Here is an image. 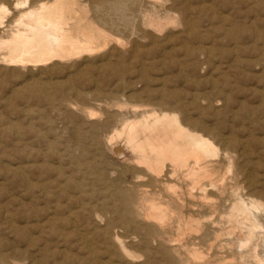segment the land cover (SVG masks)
Here are the masks:
<instances>
[{
  "label": "bare ground",
  "instance_id": "obj_1",
  "mask_svg": "<svg viewBox=\"0 0 264 264\" xmlns=\"http://www.w3.org/2000/svg\"><path fill=\"white\" fill-rule=\"evenodd\" d=\"M166 1L0 0V71L90 67L100 76L87 90L61 91L60 133L72 147L59 142L54 183L40 184L48 204L43 224L52 229L63 213L81 217L72 231L101 237L115 264H264V136L256 132L264 127L256 105L231 92L244 72H264L263 53L242 57L228 27L222 39L231 51L217 52L218 39L197 29L194 14L178 19ZM107 149L118 163L103 158ZM19 251L0 249V264H23Z\"/></svg>",
  "mask_w": 264,
  "mask_h": 264
},
{
  "label": "rangeland",
  "instance_id": "obj_2",
  "mask_svg": "<svg viewBox=\"0 0 264 264\" xmlns=\"http://www.w3.org/2000/svg\"><path fill=\"white\" fill-rule=\"evenodd\" d=\"M201 1L202 0H188V1L187 0H173V1L167 0L166 2H168V7L170 8L171 12L173 13L175 11L174 14L175 13L177 14L176 16L178 19L181 18L182 20L185 16L188 17L189 15L190 17L194 16L192 17L194 18V20L192 19V21L194 24L197 25V29L204 28V30L209 34V37L217 38L218 45H216V48H214V50L216 49L217 52L220 51L221 47L222 49L225 48L226 50L231 51L232 45L228 44V38L227 39L225 38L224 39L225 41L222 39L225 37L223 29L224 27H228L230 28V30L232 29V32L233 34H235L238 44H240L239 46L241 48H239L238 53L242 57L247 58V59L251 58L253 60V59H256L257 54L260 52L261 54L263 53L262 55L264 56V47H262L264 46V40H263L264 39L263 37L264 36V6H263L264 0H203L202 2ZM205 2L206 4H204ZM177 4L178 6H176ZM210 6L213 7L212 8L213 10L211 9ZM220 15H222L223 17ZM226 16L230 17L231 19L227 18ZM224 17H225V20L222 19ZM250 21H252V23L254 21V23L252 24L250 23ZM211 33L213 34V36ZM179 42H180L179 40L173 41L169 44V46L177 47L179 45ZM141 43H144V40ZM152 51L153 52L157 51V48L152 49ZM173 53L176 54V52H173ZM124 60H126V64L129 67V69L134 68L135 63L132 62L129 57L124 58ZM255 70L248 71L247 72L248 74L246 72L241 74L238 77L240 80H238V82L234 84L235 86L231 89L232 90L231 92L234 98L241 99L243 97L244 99H246L251 109L254 108L253 111H254L255 119L257 120V124L259 126L264 127V106H263L264 105V83H258V79H262V78L264 79V72L260 70H256V71ZM67 71L69 73H67ZM77 71L78 69L75 67L71 70H67L64 68L59 69V70L56 69L51 73H48V72L39 73V71L35 72V70H33V71H30L31 74L26 73L27 71H24V72H21L20 73L21 75L19 76L15 73L5 71V69H2L0 71V178H1L0 184H2L3 181L5 182V184L3 183V185H0V249L8 251L11 248H16L17 250H21L17 253L16 257L18 258L17 261H20L23 264H24V261L26 262L27 260L29 261L31 259L39 260L41 263L44 262L42 264H65L66 262H67L66 264H100V261H106L101 264H110V262H112L111 264L113 263L115 264L114 261H110V262L108 261L109 263L107 262L106 260L107 251L105 250L106 245L103 244L105 246L103 247L102 245L103 242L101 241L102 240L101 237L99 239L98 235L92 234V232H89V231H84L80 229V227L78 226L76 227V229H74L76 231L74 230L72 231L71 225L73 224L78 225V223L83 221L81 217H78L76 215H67L66 213H63V214H60L59 219L56 220V223L55 225H53L52 229L49 230V227L43 224V221L46 219V216L48 214L46 210L48 208L47 207L48 204H47V198L43 199L38 196V191L41 188L40 184L43 185L44 183H47V181L54 183L53 179L55 178V173L58 171L57 166L59 164V159H58V156H59L58 153L60 151L59 142L63 141L62 143H65L67 145V148L69 149L72 147V144H71L72 142H70L68 138V133L64 134L65 137H61V133H60V130H61L60 126L63 125V122L60 118L62 117L61 111L64 110V107L60 105V102H62L63 100L61 91L70 90L72 91V93H74V91H76L77 89L87 90L89 88L88 82H90L91 79H95L96 77L100 78V76L98 77L97 71L92 70L90 67L88 68V70L86 69V70H79V72ZM82 73H85V74H82ZM255 74L258 75V77H256ZM260 75L263 77H260ZM131 76L132 74H126V80H128L127 78L130 79ZM38 78H39V81L42 83H40L37 80ZM59 79L60 81L61 80L62 81L61 82L58 81ZM34 80H36V82ZM53 80L55 83H52ZM27 81H29L30 83L32 81L33 82L29 84V82ZM75 87L77 88L76 90H74ZM43 89L46 92H44ZM255 89L258 90V92L257 91L254 92ZM31 90L35 91V94L31 93L30 92ZM6 92L7 93L10 92L9 93L10 95L7 94ZM262 92L263 94H261ZM48 94L51 95V99H50V95L48 96ZM73 98H74L73 95L72 96L70 95L68 99L72 100ZM9 99L11 102L9 101ZM55 104L58 106L55 107L56 106ZM254 104L256 106L253 107L252 105ZM257 105H260L261 108H259V106ZM58 107L60 108V111ZM28 118L29 120H32V121H28ZM60 121L62 123H59ZM15 127L16 129H14ZM48 127L50 129H48ZM18 128L21 131H19ZM36 128L38 129L36 130ZM256 132L263 134L264 136V130L260 129L259 131H256ZM48 139H49L48 142L50 144L46 141ZM53 140H54V143H53ZM1 143L5 146V148L3 145H1ZM39 147H40V150H38ZM56 151L58 152L56 153ZM43 152H45L44 153L45 155L43 154ZM103 155H104L103 158L106 159V161L111 160L112 162L110 161V163H114V164L118 163V160L113 156L111 152H109V150L108 151L104 150ZM44 157L47 159H45ZM259 161L264 167V156H262L259 159ZM54 162L56 164H54ZM9 167H12L13 169ZM255 167H257V165H255ZM32 171H35L34 174ZM27 172H29L30 174ZM19 175L20 176L22 175V176L20 177ZM25 175L27 176L26 181L24 179L26 178ZM22 177L24 180L22 179ZM26 185H28V187H26ZM10 196L14 197L15 199L14 201L9 203L8 198ZM44 203L46 204L42 205ZM36 207H38L39 209L38 208L36 209ZM3 211H7L8 213V215L5 218L2 216ZM8 216L11 217L12 222L10 221V219H8L9 221L7 220V218H10ZM74 218H75V221H74ZM10 223H12V225L14 226L12 227ZM25 223L26 225H24ZM23 226L24 228H21ZM76 232H79V233L76 234ZM119 233L123 235H131L130 232H127L125 230H121ZM28 235L29 236L31 235V236L29 237ZM86 237L87 239L89 238L88 239L89 241L86 239ZM95 237L96 239H94ZM32 239L34 241H32ZM92 239H94L95 242L92 241ZM96 240L99 242L98 244ZM99 244L102 245L104 250L103 248L102 249L100 248L101 245ZM96 245H97V248H96ZM90 246H92V248ZM43 248H45L46 250L43 251ZM88 248L89 249L91 248V249L89 250ZM94 248L97 250L95 251ZM93 251L96 253L95 256L93 255L95 254ZM79 255H81V258H79L80 257ZM84 255L86 258L84 257ZM103 256L105 257L103 258ZM39 257L42 259H40ZM95 257L99 259V261L96 260Z\"/></svg>",
  "mask_w": 264,
  "mask_h": 264
}]
</instances>
